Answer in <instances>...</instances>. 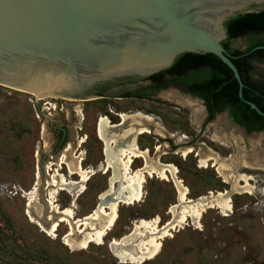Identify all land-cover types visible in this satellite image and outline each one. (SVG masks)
Segmentation results:
<instances>
[{"label":"rangeland","instance_id":"1","mask_svg":"<svg viewBox=\"0 0 264 264\" xmlns=\"http://www.w3.org/2000/svg\"><path fill=\"white\" fill-rule=\"evenodd\" d=\"M169 92H160L155 101L120 102L121 113L151 116V123L161 128L157 136L152 133L136 138L139 151L148 147L151 161L174 166L189 199L224 193L228 195L230 210L208 208L198 222L188 219L183 228L161 241L155 257L140 264H264V136L245 134L223 114L204 125L206 115L198 102L190 101L191 106H187L177 103L176 98L165 99ZM102 102H73L62 97L36 99L0 85V186H6L4 190L0 188V264H132L119 262L111 254L109 242L129 234L139 220L158 218L161 226L172 220L170 207L177 204L175 184L156 175L145 176L139 202L118 207L116 222L102 243L91 242L85 248L72 249L63 240L68 225L60 223L51 236L27 217V194L34 188L37 175L40 186L36 202L41 209L49 207L43 201L49 199V193H53V206L60 211L72 209L74 220L95 209L111 176V172L99 168L105 167V159L94 135V124L107 108V101ZM76 113L84 115L78 125L83 128L79 137L84 141L79 148L72 133L78 121ZM61 124L69 128V140L53 152L51 126ZM143 124L149 130L150 123ZM150 129L156 130V126ZM187 150L190 153L184 155ZM257 153L254 163L252 158ZM64 155L71 156L69 160L74 163L82 158L79 163L88 172L86 181L72 174L67 162L61 163ZM200 155L224 160L230 169L229 180L218 175L212 162L200 167ZM143 163L135 159L131 170L143 167ZM56 173L70 185L49 187L47 183ZM233 174L239 177V187L244 186L240 177L247 178L248 187L232 190L236 177ZM81 185L82 192L74 196Z\"/></svg>","mask_w":264,"mask_h":264},{"label":"water","instance_id":"2","mask_svg":"<svg viewBox=\"0 0 264 264\" xmlns=\"http://www.w3.org/2000/svg\"><path fill=\"white\" fill-rule=\"evenodd\" d=\"M253 7L264 0H0V85L72 99L97 83L158 74L185 53L212 54L232 73L239 99L264 115L242 97L221 45L224 23ZM114 200L111 193L96 206Z\"/></svg>","mask_w":264,"mask_h":264},{"label":"bare ground","instance_id":"3","mask_svg":"<svg viewBox=\"0 0 264 264\" xmlns=\"http://www.w3.org/2000/svg\"><path fill=\"white\" fill-rule=\"evenodd\" d=\"M165 95V99H169ZM177 103L191 106L189 100L178 98ZM198 109H194L197 111ZM122 123L117 126H111L105 118L98 120L96 134L98 139L104 144L105 167L99 166L105 173L111 172L108 189L101 193L98 198L103 199L108 194H114L115 200L107 205V207H98L83 219L74 220L73 211L71 208L60 211L56 206H53V193H49V199L46 203V209H41L37 200V192L39 185V177L31 192L27 194L28 203L26 208L27 217L35 223L41 230L48 235L54 236L60 223L68 225V232L65 234L64 243L74 248H85L91 242L102 243L103 238L114 226L117 219V209L120 205H133L139 202L142 198V184L145 176L151 177L156 175L160 179H171L177 191V204L170 207V213L173 218L163 226L160 225V220L154 218L150 221L139 220L135 222L133 230L120 239H112L109 242L108 248L111 254L121 263L140 264L146 260H150L157 255L161 247V241L164 238L171 236L172 232H176L177 228L181 229L188 219L198 222L202 213L208 208H217L227 212L230 210L229 198L227 194L217 193L206 197H199L191 200L187 197L186 189L179 181L178 171L174 166L161 164L158 161L147 156V152H140L135 137L137 134H145L150 132L145 126L152 122V117L142 113L132 115H121ZM135 126L137 129H135ZM156 130L154 133L160 134V127L155 124ZM162 134V133H161ZM221 134V133H220ZM217 136L222 137L217 134ZM190 153V150L184 152V155ZM201 156V155H200ZM210 156V155H209ZM201 156L199 158V166L207 167L210 162L215 167L218 175L225 180H229V167L224 160L217 156ZM71 157V156H70ZM69 155L61 158V163H66L67 169L73 174H77L82 182L86 181L88 172L82 170L79 161L73 162ZM134 158H141L144 161V167L132 171L131 163ZM259 165V164H257ZM39 174V172H38ZM235 179L232 183V190L248 187L247 178L240 177L244 181V186L237 185L236 174H233ZM47 183L49 187L67 186L70 185L63 176L53 174ZM81 182V183H82ZM119 184L120 191L115 192V185ZM75 185V184H74ZM236 185L238 187H236ZM51 188V190L53 189ZM73 189V188H71ZM83 190L82 185L76 190L74 196H78ZM73 201L71 205H73ZM50 209V211L48 210ZM52 214V215H51ZM81 225L79 226V224ZM83 226V228H82Z\"/></svg>","mask_w":264,"mask_h":264},{"label":"flooded vegetation","instance_id":"4","mask_svg":"<svg viewBox=\"0 0 264 264\" xmlns=\"http://www.w3.org/2000/svg\"><path fill=\"white\" fill-rule=\"evenodd\" d=\"M252 10H253L252 12L241 13L238 15L263 12L264 8L255 9L253 7ZM224 27H225V23H224ZM256 41H259V43L256 44V46L252 48V50H248V47L251 45V43L256 42ZM221 45L225 49L226 53L232 57V62L236 66L238 72L241 71L243 78H245V80H248L250 82L249 90L251 92V97L253 99V100H250V102L254 103L257 107H258V104H263L264 106V23H263V26L258 31H252V30L248 31L245 34L240 35L232 40L228 39L227 30H226V37L223 39V41H221ZM208 67H209V64L206 62L200 65V69H207ZM164 76L165 77L159 82H153L150 79L151 77L150 76L147 78L125 77V78H119V79H114L111 81L97 83L93 86L86 87L80 93L73 95L71 101L73 102L78 101V102H84V103L94 102V101H97V103H103L102 101H107V104H105L107 108H105V106L102 107V109L105 108L104 110H102V112L105 114L103 115V117L100 116L94 124V135L96 136L97 139L98 137L96 134L97 132L96 129H97V124L99 122L98 120H100L101 118H105L111 126H117L122 123V120L120 117L122 114L132 115L130 113L120 112L121 110L120 102L155 101L158 99L157 95L160 92H166L168 90H171V93L169 92L170 94H167L170 98L171 97L176 98V99L183 98L189 101L198 102L206 115L205 120L203 122L204 125L208 124L209 122L214 121L215 117L218 114L226 112L227 114L226 118H228L233 125L241 129L245 134L253 135V136H258V135L264 136V129H255V130H252L251 132H247L242 126L237 124L232 117H230L229 111L227 109L219 113H216L214 109L209 111L207 108V105L202 99L192 95L190 92H188L187 87L181 84L179 85L172 84L167 88L157 89V87L163 84L164 81L166 80H172L178 77H180L181 79H185L186 72L181 73L179 76H176L175 74L164 75ZM225 76H229V74ZM237 95H238V91H237ZM211 114H213L214 116L211 120H209V115ZM259 116H264V115H259ZM74 117L78 121L74 125L75 132L73 131L72 133L75 136V140L78 139V148H79L81 144L84 143V141H82V138L79 137V132H82L83 128L78 125L81 124L80 121L81 122L84 121V115L82 113H76ZM261 125H264V122L263 124H261L260 122H253L251 124V127L254 128V127H259ZM152 126L155 127V124L150 123L147 125L150 132L145 133V134L150 135L153 133V135L157 136V134L153 132L154 130L151 131L150 127ZM51 132H52V139H53V152H55L56 150L58 151L59 148L64 146L66 142L69 140L70 130L66 124H61L60 126L52 125ZM141 135H144V134L136 135L135 142H136V138ZM155 139L159 141L158 138H155ZM100 143H101V147H100L101 155L104 158L105 157L104 156V144L101 141ZM152 148H156V146L152 145ZM67 150H69V148ZM141 151L143 152L147 151L148 155L150 152L148 147H142ZM258 155L259 154L257 153L256 155L253 156L252 160L254 163L257 162ZM135 159H141V158H134L133 163ZM79 161H82V158H80ZM141 162L143 163V159H141ZM143 164L142 166L144 167L145 164L144 165ZM263 167H264V163H263ZM132 171H135V170H132ZM107 173H110V171H107Z\"/></svg>","mask_w":264,"mask_h":264},{"label":"trees","instance_id":"5","mask_svg":"<svg viewBox=\"0 0 264 264\" xmlns=\"http://www.w3.org/2000/svg\"><path fill=\"white\" fill-rule=\"evenodd\" d=\"M263 23L264 11L242 14L230 18L225 22L227 37L229 40H232L248 31H258L263 26ZM258 43L259 41L252 42L248 50H252ZM205 62L209 64V67L207 69H200V65ZM185 72V79L178 77L172 80H166L157 89H164L172 84H181L187 87L188 92L192 95L202 99L209 111L214 109L216 113H219L227 109L230 117L247 132L255 129H264V125L254 128L251 127L253 122L263 124L264 116H259L238 98V84L236 80L226 65L212 54H182L176 58L170 68L151 76L150 79L153 82H159L165 77L164 75L175 74L179 76ZM227 74L229 76H225ZM239 74L244 85L242 89L243 98L249 101L253 100L249 90L250 82L243 78L241 71H239ZM258 107L261 111H264L263 104H258ZM213 116V114L209 115V120Z\"/></svg>","mask_w":264,"mask_h":264},{"label":"built area","instance_id":"6","mask_svg":"<svg viewBox=\"0 0 264 264\" xmlns=\"http://www.w3.org/2000/svg\"><path fill=\"white\" fill-rule=\"evenodd\" d=\"M0 188L4 190V189H6V186L5 185H2V186H0ZM13 189L15 190V187H13ZM16 190H17V188H16Z\"/></svg>","mask_w":264,"mask_h":264}]
</instances>
